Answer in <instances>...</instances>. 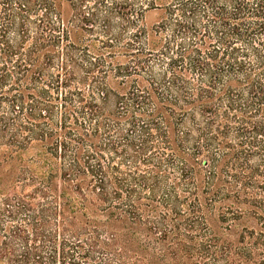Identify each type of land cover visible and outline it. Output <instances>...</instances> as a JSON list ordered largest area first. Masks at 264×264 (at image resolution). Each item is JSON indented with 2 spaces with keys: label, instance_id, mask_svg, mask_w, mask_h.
<instances>
[{
  "label": "trees",
  "instance_id": "trees-1",
  "mask_svg": "<svg viewBox=\"0 0 264 264\" xmlns=\"http://www.w3.org/2000/svg\"><path fill=\"white\" fill-rule=\"evenodd\" d=\"M0 264H264V0H0Z\"/></svg>",
  "mask_w": 264,
  "mask_h": 264
},
{
  "label": "rangeland",
  "instance_id": "rangeland-1",
  "mask_svg": "<svg viewBox=\"0 0 264 264\" xmlns=\"http://www.w3.org/2000/svg\"><path fill=\"white\" fill-rule=\"evenodd\" d=\"M157 18H158L157 11H148L145 14L144 21L149 26L155 20H157ZM254 226H255V222L252 219L248 218L247 216H244L241 219L233 221V224L231 225L230 228H231V230H233V232H235L234 234H236L237 232H240L242 230V228H245V227L246 228H251V227H254ZM223 231L230 238L234 237V234L233 235H231V234L229 235V232H227V230H223Z\"/></svg>",
  "mask_w": 264,
  "mask_h": 264
}]
</instances>
